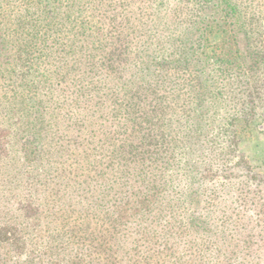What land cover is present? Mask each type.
Returning a JSON list of instances; mask_svg holds the SVG:
<instances>
[{
  "label": "rangeland",
  "instance_id": "374dc122",
  "mask_svg": "<svg viewBox=\"0 0 264 264\" xmlns=\"http://www.w3.org/2000/svg\"><path fill=\"white\" fill-rule=\"evenodd\" d=\"M98 1L106 5V17L98 20L111 28L108 48L123 30L130 45L122 56L110 54L113 64L105 74L121 77L125 84H148L154 72L163 79L155 93L165 102L162 116L151 122L161 123L153 137L160 142L152 144L127 123L120 136L125 141L118 135L112 139V105L96 108L65 136L75 144L71 151L76 155L101 154L106 163L84 172L79 177L83 184H76L75 174L70 180L47 182L61 185L62 193L43 202L34 194L37 184L32 181L42 179V172H32L29 161L33 147L41 146L49 134L41 111L21 97L24 91L14 88L21 97L17 99L6 86L0 87V264H28L31 259L32 264H103L105 257L97 252L105 250L109 256L117 252V262L110 264H125L127 254L135 255L138 235L152 236V228L158 237L161 231L153 222L165 221L172 228L170 257L160 255L166 253L161 237L154 240L158 246L137 239V255L160 252L148 264H264V0ZM43 3L52 14L62 5L58 0ZM143 27L150 31L147 43ZM4 32L0 26V76H8L15 46ZM159 65L172 67L171 77L157 70L162 69ZM41 72L33 75L35 80L42 79ZM30 116L36 132L21 147L16 140L25 137L18 133V122ZM60 126L53 132H64ZM124 142L129 163L111 162V154L124 153L115 151L114 144ZM18 151L26 154L27 167L19 163L23 156ZM143 155L151 156V163L139 158ZM160 174L168 176L163 191ZM146 192L155 201L150 207L139 202ZM115 213L120 219L114 235L108 230ZM140 223L143 230L135 233ZM80 229L93 233L96 241L93 237L78 244Z\"/></svg>",
  "mask_w": 264,
  "mask_h": 264
},
{
  "label": "trees",
  "instance_id": "16d2710c",
  "mask_svg": "<svg viewBox=\"0 0 264 264\" xmlns=\"http://www.w3.org/2000/svg\"><path fill=\"white\" fill-rule=\"evenodd\" d=\"M61 1L62 5L57 9V13L52 14L51 10L47 13L43 0H0V26L5 28L6 39L15 45L11 69L7 73L8 76L3 74L0 76V87L6 86L10 92H14V88H17L21 92L24 91L26 96L30 95L27 98L22 94L21 97L25 101H31L41 111L42 124L45 125L47 133H49L47 140L41 141V146L36 143L33 147L35 151H31L34 155L31 159L29 158L32 163L30 167H33L32 172H42L39 175L43 177L42 179L33 177L32 181L37 184L35 186L37 190L34 191V194L39 200L43 199V202L49 201V196L53 197L62 193L61 185L57 188L51 187L47 182L57 178L62 181L70 180L75 174L76 184H83L85 182H79L83 181L79 177L84 172L96 170L99 162L106 163L107 157L104 155H83L81 153L76 155L75 152L71 151L75 144L65 135L72 125L84 124L82 120L84 115H92L96 108L97 110L105 109L109 102L112 105L115 122L112 139L116 135L120 137L125 134L127 123L134 133L147 135L152 144L158 145L160 139H153V137L159 131L161 123L159 122L158 126V124H151V122L155 117L160 121L159 117L162 116L163 104L165 103L155 94L158 91L157 86L163 84L162 77L158 78L156 72L149 74L148 77L151 78V81L145 85L141 83L142 80L138 83L127 82L125 84V80L121 77L111 78L105 74V71H111L113 64L110 54L117 53L122 56L125 52H129L130 45L125 39L123 30L116 36L113 48H108L109 42L106 38L111 28L105 27L103 22L100 24V20H98V18L106 17V5L104 3L97 2V0H58L59 3ZM85 9H87V13L84 15L81 11L85 12ZM112 28L117 27L113 26ZM141 32L145 42H149V29L143 27ZM97 59L102 61L99 65L95 63ZM158 67L162 69L157 70H162L166 76L171 77L168 71L172 70V67L160 65ZM37 71H42L41 80H35L33 76ZM92 72L93 75L88 77V74ZM112 80L115 81L113 85L110 84ZM199 88L202 89L201 86ZM256 89L258 90L257 96H259L260 87ZM109 91L110 93H108ZM14 95L17 99H21L15 92ZM32 119L30 116L18 122L21 123V132L18 133H22L25 137L16 138V143L20 144L21 147L26 145V136L36 132V125H33ZM56 124H61L60 128L64 132H53ZM15 130L18 131V128ZM22 140L24 142L21 143ZM37 140L38 138H35V142ZM119 141L123 142L125 138L120 137ZM113 148L115 151L124 150V153L111 154V162L120 160L125 165L128 164L129 158L125 156V142L120 143V146L114 144ZM45 150L47 153H44ZM18 153L23 156L19 163L27 167L26 154L21 151ZM43 156L46 159L44 163H41ZM139 158L150 163L152 160V157L147 155ZM167 178L168 176L165 174L158 176L161 191H163V179ZM86 179L87 177L84 180ZM153 180L154 178L149 183L154 184ZM149 190L152 191L150 188ZM47 193L49 194L47 195ZM149 195V192L143 194L139 202L150 207L155 201H151ZM120 199L122 203V198ZM65 204V201L60 202L62 207ZM130 211L128 209L126 215ZM138 211L139 209H136V212ZM140 212L144 214L145 207L141 206ZM119 215L120 213L115 216L114 224L108 230L109 234L112 232L114 235L116 234V223L120 219ZM54 218L56 217L54 216ZM168 222L165 221L164 225L153 222L155 228L158 226L160 228L161 233L158 237L156 231L150 228L153 237L145 232L138 235L139 238H137L144 243H151L156 238L161 237L163 247H165L163 250L166 252L165 255L160 252L150 253V251L137 255L139 241L135 239V255L127 254L125 264H148L152 257L156 255L159 257V253L161 256L170 257L169 250L171 249L167 245L168 240L172 239V228ZM142 230V223L135 225V233ZM78 233L79 240L77 243L81 246L94 239L96 241L97 236H94L93 233L86 234L81 229L78 230ZM103 234H107L106 229ZM63 237L70 241L71 236L68 234ZM93 237L94 239H92ZM73 238L77 239V236ZM154 242V245H160L157 244V241ZM108 253V250L102 254L97 252V254L103 255V258L105 257L103 264H110L109 261L117 262V252H112L110 256ZM89 255L85 257L89 258ZM31 262L32 259L27 261L28 264H32ZM88 264H92V262L88 261Z\"/></svg>",
  "mask_w": 264,
  "mask_h": 264
}]
</instances>
